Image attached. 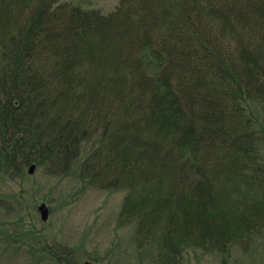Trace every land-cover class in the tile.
<instances>
[{"label": "trees", "instance_id": "obj_1", "mask_svg": "<svg viewBox=\"0 0 264 264\" xmlns=\"http://www.w3.org/2000/svg\"><path fill=\"white\" fill-rule=\"evenodd\" d=\"M253 105L264 121V0H0V174L124 193L152 264L264 234Z\"/></svg>", "mask_w": 264, "mask_h": 264}, {"label": "rangeland", "instance_id": "obj_2", "mask_svg": "<svg viewBox=\"0 0 264 264\" xmlns=\"http://www.w3.org/2000/svg\"><path fill=\"white\" fill-rule=\"evenodd\" d=\"M120 1L63 0L103 14ZM253 107L263 126L262 111ZM31 166L14 180L0 174L1 264H152L140 256L133 227L121 225L124 193L92 188L76 173L57 177L36 168L31 174ZM246 248L233 246L228 256L189 248L181 264H264V234Z\"/></svg>", "mask_w": 264, "mask_h": 264}, {"label": "water", "instance_id": "obj_3", "mask_svg": "<svg viewBox=\"0 0 264 264\" xmlns=\"http://www.w3.org/2000/svg\"><path fill=\"white\" fill-rule=\"evenodd\" d=\"M35 171H36V166H35V165H32L31 168H30V170H29V172H30L31 174H34ZM38 210H39V212L41 213V218H42V220H43V221H47L48 218H49V209H48V207H47L45 204H42V205H40V206L38 207ZM85 264H92V263H90V262H86Z\"/></svg>", "mask_w": 264, "mask_h": 264}]
</instances>
